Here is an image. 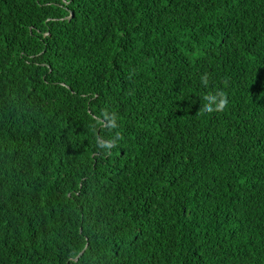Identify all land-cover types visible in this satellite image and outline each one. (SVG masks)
Segmentation results:
<instances>
[{
  "label": "trees",
  "instance_id": "16d2710c",
  "mask_svg": "<svg viewBox=\"0 0 264 264\" xmlns=\"http://www.w3.org/2000/svg\"><path fill=\"white\" fill-rule=\"evenodd\" d=\"M0 264H264V0H0Z\"/></svg>",
  "mask_w": 264,
  "mask_h": 264
},
{
  "label": "clouds",
  "instance_id": "9594fccd",
  "mask_svg": "<svg viewBox=\"0 0 264 264\" xmlns=\"http://www.w3.org/2000/svg\"><path fill=\"white\" fill-rule=\"evenodd\" d=\"M204 83L207 84V78H204ZM204 108L205 113H211L213 111H219L223 109L227 100L222 95H207L204 97Z\"/></svg>",
  "mask_w": 264,
  "mask_h": 264
},
{
  "label": "water",
  "instance_id": "95a60500",
  "mask_svg": "<svg viewBox=\"0 0 264 264\" xmlns=\"http://www.w3.org/2000/svg\"><path fill=\"white\" fill-rule=\"evenodd\" d=\"M81 254H82V252L78 255V257H79ZM78 257H77V258H78ZM77 258H76V259H77ZM76 259H75V260H76Z\"/></svg>",
  "mask_w": 264,
  "mask_h": 264
}]
</instances>
